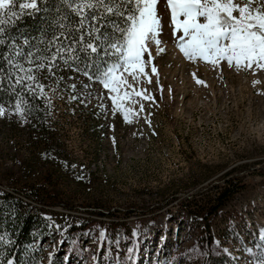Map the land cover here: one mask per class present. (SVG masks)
<instances>
[{
    "label": "rangeland",
    "instance_id": "obj_1",
    "mask_svg": "<svg viewBox=\"0 0 264 264\" xmlns=\"http://www.w3.org/2000/svg\"><path fill=\"white\" fill-rule=\"evenodd\" d=\"M157 12L166 49L156 55L153 46L159 83L141 85L155 101L141 100L145 110L132 123L113 115L99 83L83 89L78 105L62 89L47 91L61 147L45 185L54 184L62 204L32 203L44 211L24 264H258L264 257V70L187 60L164 0ZM25 137L0 129V190L29 203L24 193L47 167L31 160ZM235 176L233 192L212 211L214 195Z\"/></svg>",
    "mask_w": 264,
    "mask_h": 264
},
{
    "label": "snow or ice",
    "instance_id": "obj_2",
    "mask_svg": "<svg viewBox=\"0 0 264 264\" xmlns=\"http://www.w3.org/2000/svg\"><path fill=\"white\" fill-rule=\"evenodd\" d=\"M160 2L59 0L68 10L63 19H70V24L60 23L58 27L63 30L58 34L54 32L43 50L27 37L23 39V45L27 46L25 50L16 43L15 37H11L12 42L8 44L11 51L0 52V92L10 90L18 97L12 114L27 122L25 114L30 111V105L23 93L33 98H47L46 85L40 82V74L55 77L62 65H66L91 83L101 84L112 102L113 115L119 112L126 123H132L133 117L145 110L141 100L155 101L141 85L145 81L152 84L153 77L159 83L153 46L156 55L166 50L160 39L163 30L157 12ZM164 2L170 12L172 36L187 60L203 61L214 69L226 62L229 68L234 67L237 71L254 69V66L264 70V0ZM39 3L40 0H0V46L6 44L4 37L10 25L22 16L41 12ZM149 66L151 75L146 71ZM193 77L197 84L207 86L195 77V73ZM71 87L75 91L76 85ZM83 87L88 88L90 84ZM125 100L139 104V110L126 108ZM6 111L0 106V118L5 117ZM146 122L151 124V121ZM260 240L264 241V230ZM258 264H264V257Z\"/></svg>",
    "mask_w": 264,
    "mask_h": 264
},
{
    "label": "trees",
    "instance_id": "obj_3",
    "mask_svg": "<svg viewBox=\"0 0 264 264\" xmlns=\"http://www.w3.org/2000/svg\"><path fill=\"white\" fill-rule=\"evenodd\" d=\"M39 6L42 9L41 12L30 17L22 16L14 25L9 26L7 35L4 37L6 44L0 46V52L9 53L11 51L8 48V44L12 42L11 37H15L16 43L25 47V50H27V46L23 45L25 37L43 50L53 33L58 34L63 30L58 27L60 23L66 26L70 24V19H63L68 15V10L66 6L59 3V0H40ZM41 40L45 43H41ZM40 82L46 85V92L52 87L62 89L70 96L73 104L77 105L85 89L83 85L95 84L66 65H62L55 77L47 73L40 74ZM72 84L76 85L75 91L71 87ZM23 95L30 105V111H26L25 114L27 122L22 121L18 115L12 114L15 111L14 106L18 97L11 94L10 90L0 92V106L7 110L5 117L0 118V129H7L11 135L22 131L26 136L25 146L31 153V160H34L33 162L42 161L47 168L42 171L38 185L32 186L28 192L24 193L30 200L29 203L23 202L14 192L0 190V264H24L25 252L34 239L33 232L44 211L42 207H34L32 203H43L46 206L62 204L55 197L54 184L52 183L51 188L45 185L52 177L51 171L55 168L52 162L59 158L61 147L55 128L54 109L49 104L48 98H33L27 93ZM73 96L78 99H72ZM258 172L264 182V166ZM239 180L238 176L225 179L227 184L213 197L212 211L223 205ZM127 210H134V207H128ZM145 210L149 211V208Z\"/></svg>",
    "mask_w": 264,
    "mask_h": 264
}]
</instances>
